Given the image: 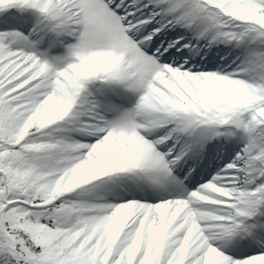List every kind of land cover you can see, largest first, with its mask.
Returning <instances> with one entry per match:
<instances>
[{
	"label": "snow or ice",
	"instance_id": "6c2138e0",
	"mask_svg": "<svg viewBox=\"0 0 264 264\" xmlns=\"http://www.w3.org/2000/svg\"><path fill=\"white\" fill-rule=\"evenodd\" d=\"M0 264H264V0H0Z\"/></svg>",
	"mask_w": 264,
	"mask_h": 264
}]
</instances>
